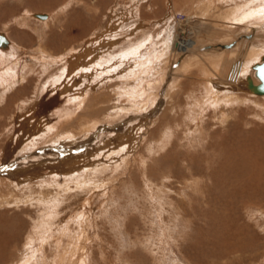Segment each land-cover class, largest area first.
<instances>
[{"label":"rangeland","instance_id":"374dc122","mask_svg":"<svg viewBox=\"0 0 264 264\" xmlns=\"http://www.w3.org/2000/svg\"><path fill=\"white\" fill-rule=\"evenodd\" d=\"M261 3L0 0V264H264Z\"/></svg>","mask_w":264,"mask_h":264},{"label":"bare ground","instance_id":"6f19581e","mask_svg":"<svg viewBox=\"0 0 264 264\" xmlns=\"http://www.w3.org/2000/svg\"><path fill=\"white\" fill-rule=\"evenodd\" d=\"M259 1V0H257ZM261 2V1H260ZM245 3V2H244ZM248 4V3H247ZM250 4V3H249ZM246 6V5H245ZM209 7V6H208ZM254 8V7H253ZM255 9V8H254ZM252 10V9H251ZM247 11V10H246ZM243 14H247L243 13ZM242 15V14H241ZM249 18H254V19H258V21H262L264 24V3L260 4V7L256 10H252V12H250L249 14ZM36 18V17H35ZM232 18V16H231ZM39 19V18H37ZM48 19V15L46 19H39V20H47ZM229 19V18H228ZM243 19V18H242ZM246 19V17H245ZM243 22V21H242ZM261 26V24H259ZM5 35V34H4ZM6 39H7V45L5 47H0V65L4 64V61L8 60L9 56H7V54L5 53L8 52L11 47H12V42L10 41V39H8V37L5 35ZM177 39V38H176ZM244 50L240 51L239 54V58L236 59V61H227L225 60L223 63L222 62H217V64H215V68L212 72H209L208 75V82L209 84L212 86V90L214 91L215 95L218 97L219 94H234L235 90H240L241 88H249L250 91L258 93V94H264L262 92H259L257 90H252L250 89V87H247L246 83H247V73L250 71L251 68L256 67L257 64L252 65L253 62H259L258 60H261V58L264 57V52H260L257 51L255 49H249L244 47ZM5 50V51H4ZM86 55L91 53L90 51H85ZM92 54V53H91ZM261 54V55H260ZM94 58L97 57L95 56L96 54H94ZM15 58H19L16 54L14 55ZM79 56V55H78ZM80 57V61H82L83 59H89V56H84L81 55ZM196 57V56H195ZM21 58V57H20ZM83 58V59H82ZM93 58V59H94ZM97 61L98 59L95 58ZM14 60V59H13ZM96 60H94V64L96 63ZM11 61V59H10ZM79 61V60H77ZM12 62V61H11ZM17 62V61H16ZM20 62V61H19ZM18 63V62H17ZM6 64V63H5ZM11 64V63H10ZM21 64V63H20ZM259 64V63H258ZM24 65V64H23ZM27 66L25 67V70H28L30 67L28 66L29 64H26ZM71 65H74L71 64ZM71 65H68V69H70ZM90 65V63L88 64ZM13 66V65H12ZM22 66V65H21ZM194 66V65H193ZM10 67V66H9ZM12 68V67H11ZM11 68H7L8 70L5 72V69L1 68V71L4 72L6 75L3 76L2 72H0V77L4 78L7 77V75L9 76L12 72L14 73L13 69ZM72 69H74V67H72ZM88 72V74L93 73V71H96V67H90L86 70ZM9 73V74H8ZM19 73V72H18ZM246 74V76H243V74ZM21 74V73H20ZM24 74V73H23ZM15 75V74H14ZM13 76V75H12ZM14 77V76H13ZM6 79V78H5ZM9 79V78H8ZM8 79L6 80V82H8ZM18 79V78H17ZM16 79V80H17ZM59 80V79H58ZM57 83V82H56ZM240 83V85H239ZM208 84V86H209ZM249 85V83H247ZM251 86H255L252 82H250ZM65 85V84H64ZM10 86V85H9ZM54 87V86H53ZM211 89V88H210ZM210 91V90H209ZM65 92V91H64ZM212 93V92H211ZM84 95V94H83ZM217 97H214L217 99ZM228 97V96H227ZM84 98V97H83ZM212 98V99H214ZM219 98V97H218ZM232 100V99H231ZM230 100V101H231ZM215 101V100H214ZM218 101V100H217ZM63 137V136H62ZM67 138V136H65ZM78 138V137H77ZM73 142V141H72ZM77 162V161H76ZM21 172V171H20Z\"/></svg>","mask_w":264,"mask_h":264},{"label":"water","instance_id":"95a60500","mask_svg":"<svg viewBox=\"0 0 264 264\" xmlns=\"http://www.w3.org/2000/svg\"><path fill=\"white\" fill-rule=\"evenodd\" d=\"M34 17L39 18V19H46L47 18V13H34ZM7 45V39L4 35L3 32H0V47H5ZM231 44L228 45H223V47H230ZM255 75L257 79L259 80V84L255 86L249 85L250 89L252 90H257L259 92L264 93V58L260 64H258L255 67Z\"/></svg>","mask_w":264,"mask_h":264}]
</instances>
